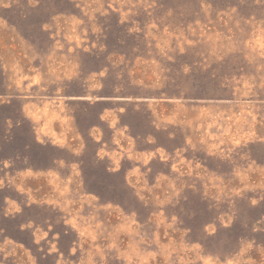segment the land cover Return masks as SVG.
<instances>
[{
    "label": "rangeland",
    "instance_id": "1",
    "mask_svg": "<svg viewBox=\"0 0 264 264\" xmlns=\"http://www.w3.org/2000/svg\"><path fill=\"white\" fill-rule=\"evenodd\" d=\"M0 264H264V0H0Z\"/></svg>",
    "mask_w": 264,
    "mask_h": 264
}]
</instances>
